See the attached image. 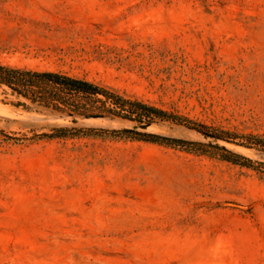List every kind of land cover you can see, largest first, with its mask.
<instances>
[{"label": "rangeland", "instance_id": "374dc122", "mask_svg": "<svg viewBox=\"0 0 264 264\" xmlns=\"http://www.w3.org/2000/svg\"><path fill=\"white\" fill-rule=\"evenodd\" d=\"M0 64L89 80L190 122L74 124L3 86L7 135L264 134V0H0ZM0 264H264V174L142 141L0 143Z\"/></svg>", "mask_w": 264, "mask_h": 264}, {"label": "trees", "instance_id": "16d2710c", "mask_svg": "<svg viewBox=\"0 0 264 264\" xmlns=\"http://www.w3.org/2000/svg\"><path fill=\"white\" fill-rule=\"evenodd\" d=\"M7 87L17 97L52 109L65 116H105L132 122L152 124L154 120H170L189 124L184 117L169 113L142 101L126 97L118 92L89 80L61 72L38 71L0 64V87ZM16 105H25L17 103ZM76 124L77 120H72ZM205 130V129H204ZM202 131V130H200ZM204 132L247 149L264 154V134H237L234 132ZM130 140L157 144L195 155L217 158L230 164L264 174V163L249 156L201 141L172 138L153 133L119 130L103 127H56L50 133L21 138L0 131V143L23 144L34 140L56 139ZM216 152L217 154L213 153Z\"/></svg>", "mask_w": 264, "mask_h": 264}, {"label": "water", "instance_id": "95a60500", "mask_svg": "<svg viewBox=\"0 0 264 264\" xmlns=\"http://www.w3.org/2000/svg\"><path fill=\"white\" fill-rule=\"evenodd\" d=\"M65 116H67V115H65ZM67 117H70L71 120H77V121H78L79 118H82V119H84V120L109 118V117H105V116H81V117L67 116ZM131 122H132V121H131ZM135 123L138 124V127H141V128H144V129L147 128V127H149V126L151 125V124H149V123H142V122H135ZM119 130H131V131H136V130L133 129V128H123V129H119ZM136 132H139V131H136ZM197 132H199L201 135H203V136H205V137H209V138H212V139H214V140H219V141H222V142H225V143H228V144H232V143L227 142V141H225V140H222V139H219V138H217V137H214V136H212V135H210V134H208V133H206V132H204V131L197 130ZM205 143L212 144V145H216V146H219V147H222V148H226V149H230V148H228V147H226V146H224V145L217 144V143H213V142H205ZM233 145H235V144H233ZM235 146H238V145H235ZM240 147H241V146H240ZM230 150H232V149H230ZM234 151H235V150H234Z\"/></svg>", "mask_w": 264, "mask_h": 264}, {"label": "bare ground", "instance_id": "6f19581e", "mask_svg": "<svg viewBox=\"0 0 264 264\" xmlns=\"http://www.w3.org/2000/svg\"><path fill=\"white\" fill-rule=\"evenodd\" d=\"M94 121H96L95 119H93ZM101 121V120H100ZM183 131V134L184 135H186V136H192V132L191 131H188V130H182ZM200 135V137H202L203 139H205V140H207V142L209 141V142H213V143H217V144H221V145H224V146H226V147H228V148H230V149H232V150H241L242 148H240V147H237V146H235V145H233V144H228V143H225V142H222V141H219V140H214V139H212V138H209V137H205V136H203V135H201V134H199Z\"/></svg>", "mask_w": 264, "mask_h": 264}]
</instances>
